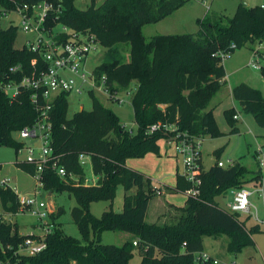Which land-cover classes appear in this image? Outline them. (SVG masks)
I'll return each instance as SVG.
<instances>
[{
  "label": "trees",
  "instance_id": "16d2710c",
  "mask_svg": "<svg viewBox=\"0 0 264 264\" xmlns=\"http://www.w3.org/2000/svg\"><path fill=\"white\" fill-rule=\"evenodd\" d=\"M43 1L0 0V5H35ZM188 1L104 0L96 6L95 0H91L86 9L80 10L74 5L75 0H51L55 8L60 6L57 23L94 37L109 57L94 72L97 82L105 76L104 90L110 100L135 84L130 106L136 130H126L93 92L88 94L91 110L78 111L71 118L67 117L69 95L57 97L50 109V145L66 171L67 181L46 167L43 190L50 194L67 193L74 198L76 206L70 215L81 239L67 236L61 225L54 222L63 213L59 208L51 215L54 229L45 239L46 249L34 257H16L7 246L15 247L23 238L18 236L16 224L1 221L0 217V260L9 264H130L137 249L140 264H213L196 257L203 252L205 237L226 236V251L233 255L246 247H255L253 236L261 233L260 228L246 227L247 220L222 209L216 198L249 182L260 183L262 171L257 163L254 171L240 163L230 168L214 164L203 170L199 196L186 197L182 207L170 206L176 214L162 224L145 221L148 205L157 197L158 190L144 174L126 166L129 159L159 156V142L175 135L164 129L150 133L153 125L173 126L176 133L191 138L221 137L212 110H208L211 100L226 83L223 60L216 54L229 56L242 48L261 54L258 46L264 45L262 7L239 5L230 18L206 15L197 20L196 34L144 37L146 25L159 23ZM16 38L15 27H0V84L9 80L19 82L30 75L31 60L38 58L26 48H15ZM120 45L128 47L127 61L119 52ZM14 66L19 70L8 73ZM261 72L264 74V70ZM31 95L32 91L21 89L10 98L0 89V147L12 148L15 154L22 144L14 139V133L36 120ZM231 96L240 110L264 129V98L260 91L239 84L232 88ZM224 115L230 122V134H236L233 117L237 112L232 108ZM82 155L90 158L92 173L97 178L94 186L83 185L85 172L79 164ZM15 166L28 175L34 173V167L23 162ZM70 175L76 176L79 183H72ZM118 188L124 191L121 212L109 209L100 217L93 216L91 203L109 202L111 206ZM188 188L189 183L177 175L175 186L168 190L184 194ZM133 189L135 193L129 195ZM0 207L5 214L17 212L16 195L9 189L0 187ZM104 232L123 233L130 239L121 246L105 245Z\"/></svg>",
  "mask_w": 264,
  "mask_h": 264
},
{
  "label": "built area",
  "instance_id": "2783aa9c",
  "mask_svg": "<svg viewBox=\"0 0 264 264\" xmlns=\"http://www.w3.org/2000/svg\"><path fill=\"white\" fill-rule=\"evenodd\" d=\"M57 13H60V6L55 8L51 0H44L35 5L13 4L12 7L0 5V24L6 22V26L2 28L15 27L17 34L20 31L28 36L21 48H26L38 56V58L31 60L33 72L30 75L24 76L19 82L9 80L0 84V89L10 98H14L21 89L32 91L30 100L36 111L35 122L31 126L14 133V139L22 144L16 153L24 156L20 162L34 167V173L30 175L35 182L33 190L28 195L20 196L16 188L11 186L10 179H0V187L12 191L18 202V209L15 214H5L1 209L0 217L8 221L13 219L7 223L16 224L18 227L19 224L14 219L20 214H26L35 219L29 233L17 232L18 236L23 238L22 241L15 247L7 246L9 250H13V255L16 257H34L43 252L46 249L45 239L54 229V223L51 220L53 213H50L47 203L39 199L44 186L45 168L49 167L60 179L67 181L66 171L63 166L59 165V158L53 155L50 145L52 132L50 109L54 100L62 94L70 96L86 93L88 95L89 92L96 89L102 90L107 99L110 100L108 92L104 90L105 76H102L97 82L95 68H87L88 59L98 43L92 36L83 35L57 23ZM50 22L54 23V26H49ZM258 50L260 51V49ZM216 55L223 62L230 56L224 53ZM253 56L249 63L250 67L263 71L264 54H253ZM18 70L19 67L14 66L9 69L8 73L14 74ZM115 96L113 102L121 105L123 100ZM233 119L239 120V116L236 115ZM160 129L175 132V135L165 139L164 142L165 146L172 149L176 158L179 159L182 168L179 176L189 183V188L184 195L186 197L199 196L200 176L203 172L200 151L202 139L176 133V128L173 126L160 124L151 126L149 132L152 133ZM254 160L262 171L260 183L249 182L240 188L229 190L227 193L231 195V200L226 205L225 210L230 214L238 215L242 221L249 219L260 226L264 225V218L259 217L258 208L255 206L253 198L261 203L264 211V144L258 146L254 151ZM79 164L83 168L89 164L91 169L88 156H80ZM216 165L219 168H230L233 167L234 162L218 160ZM68 178L74 184L79 183L76 176L70 175ZM96 181L97 178L91 170L90 177L85 176L83 185L94 186ZM155 189L158 190L157 194L159 195V189ZM133 244L136 245V243ZM197 259L201 261L211 260L213 264H217V261L207 255ZM0 264H9V261L0 260Z\"/></svg>",
  "mask_w": 264,
  "mask_h": 264
},
{
  "label": "rangeland",
  "instance_id": "374dc122",
  "mask_svg": "<svg viewBox=\"0 0 264 264\" xmlns=\"http://www.w3.org/2000/svg\"><path fill=\"white\" fill-rule=\"evenodd\" d=\"M90 2L91 0H75L74 5L78 9L84 10L90 5ZM103 2L104 0H95V5L99 6ZM243 3L246 4V7H260L261 4H264V0H189L183 7L166 19L156 24L146 25L143 28V35L145 38L149 39L155 35L196 34L199 30L197 20L202 19L206 15H224L228 18L233 17L239 5L242 6ZM0 26L5 27L6 22H1ZM26 39H28V36L19 31L14 47L20 49ZM118 49L123 61H127L128 47L120 45ZM258 49L264 54V45H259ZM253 57L252 52L248 48H242L241 50L235 51L223 62L228 80L211 100L208 108V110H212V118L222 136L219 138L205 136L202 139L200 151L204 170H208L216 164L218 160L222 162L231 160L234 163H240L250 171H254L257 168L253 159V154L258 146L264 144V129L258 127L251 115L244 114L231 96L232 88L239 84H245L260 91L264 98V74L250 67L249 63ZM107 61H109V57L105 54L104 49L97 45L88 59L87 68L94 69ZM134 87L135 84L133 83L129 91L124 90L116 94L119 99L123 100L121 105L115 103V101L113 102L114 98L111 100L107 99L102 90L96 89L93 91L97 101L104 108L111 110L118 117L120 124L124 126L126 130H131L133 132H135L136 127L133 122V114L129 102L130 94L134 91ZM233 105L236 107H233ZM91 106L92 100L86 93L80 95L72 94L68 97L67 117L71 118L74 113L81 110L90 111ZM232 108L237 112V115H240L239 121L234 123V127L238 130L236 134H230V122L224 115L226 110ZM159 146L160 152L164 154V140L159 142ZM215 152H219V154H215ZM169 155H171L170 152ZM23 157L22 154H15L12 148L0 147V165L2 166L0 179H10L11 186L16 188L20 196L30 194L29 192H31L35 186V182L31 176L20 171L15 166V163L22 161ZM158 158L160 157L152 155L149 162L145 164L140 162L139 167L144 169L146 173H150L152 179H162L161 182L172 186L173 177L171 175L175 171L176 161L178 162L179 170L181 171L182 169L179 159L175 156L176 159L170 158V161L164 163L162 161H157ZM84 172L85 176L90 177L91 169L89 164L84 167ZM153 184L157 183L154 182ZM159 191L163 193L169 192V194L166 193L165 197H158V199L154 198V200L151 201L145 217L147 223L162 224L168 222V220L176 214L169 206L175 205L177 207H182L184 204V195L177 193L170 194V190H167L166 187H161V185H159ZM123 195L124 191L122 188H118L111 206L109 202H94L90 205V213L95 217H100L104 211H108L109 209L115 213H120L122 210ZM39 199L51 205L53 214L61 208L63 213L60 217L56 218L54 222L61 225L63 232L67 236L78 240L81 239L70 215L71 209L76 206L73 197H70L67 193H54L49 196V192L41 190ZM157 200H162L164 204L169 206L157 209L154 207ZM230 200L231 195L228 193L217 198L219 206L224 210ZM253 201L255 206L259 208L260 217L264 218V211L261 208V203L256 198H253ZM156 211H158V213ZM9 220L13 221V219ZM1 221L10 222L5 218H1ZM14 221L19 224L18 231L22 234H27L32 230L31 225L35 222V219L26 214H20L15 217ZM251 224H253L252 221L248 223V225ZM260 228L261 233L253 236L255 247H246L236 255L229 254L226 251L227 237L222 235L216 238H203L204 251L202 253L217 261V264H263L264 225H260ZM123 235V233L104 232L102 234V243L105 245L121 246L123 243ZM130 264H140V256L137 249L133 252Z\"/></svg>",
  "mask_w": 264,
  "mask_h": 264
},
{
  "label": "crops",
  "instance_id": "0c3cea01",
  "mask_svg": "<svg viewBox=\"0 0 264 264\" xmlns=\"http://www.w3.org/2000/svg\"><path fill=\"white\" fill-rule=\"evenodd\" d=\"M260 7H262V8H264V4H261L260 5ZM156 36V35H155ZM225 70V69H224ZM225 74H226V72H225ZM228 80V78H227V75H226V81ZM132 86V85H131ZM127 91H129V90H127ZM131 95V94H130ZM235 101V100H234ZM130 103V102H129ZM235 103L238 105V103L235 101ZM239 106V105H238ZM233 107H236V106H234L233 105ZM239 108V107H238ZM239 116V119H240V115H238ZM236 122L237 121H239V120H235ZM134 122V121H133ZM135 125V124H134ZM159 148H160V146H159ZM169 152L171 153V155H169ZM173 152V150L172 149H170V148H168V147H166L165 146V151H164V154H162V152H160L159 153V156H157V157H160V158H158V160L157 161H162V162H164V163H166V162H168V161H170L169 159L171 158H175V156H174V153H172ZM151 154L150 155H146L144 158H141V159H129V160H127L126 161V166L128 167V168H130V169H132V170H135V171H139V172H141L142 174H144L148 179H150V181H151V186L153 187V188H158L159 189V185H161V187L163 186V187H166L167 188V190L168 189H171V188H173L174 186H175V182H176V176L177 175H179V173H180V170H179V165H178V162L176 161V168H175V171H174V173L171 175L172 177H173V185L171 186V185H169V184H166V183H163V182H161V180L160 179H158V178H156V179H152L151 178V175H150V173H146L145 171H144V169H141L140 167H139V165H140V162H143L144 164L146 163V162H149L150 161V159H151ZM167 157V158H166ZM176 159V158H175ZM253 159H254V154H253ZM255 161V160H254ZM256 163V162H255ZM144 164H143V166H144ZM201 165H202V168H203V170H204V167H203V164H202V158H201ZM142 166V167H143ZM204 171H206V170H204ZM164 176V175H163ZM166 176V175H165ZM158 180V181H157ZM157 183V184H153V183ZM135 193V189H133V190H131L128 194L129 195H132V194H134ZM166 193H168L169 194V192H160V194L159 195H157V199H158V197H160V198H163V197H165L166 196ZM170 194H172V192L170 191ZM178 194V193H177ZM49 195H51L50 193H49ZM181 195H184V194H181ZM185 196V195H184ZM154 200V199H153ZM185 201H186V196H185V198H184V203H185ZM216 202L219 204V202L217 201V198H216ZM151 203V202H150ZM150 203H149V205H150ZM156 204H154L155 206V208H163V207H166V206H169V205H167V204H164V202H162V200L161 201H156L155 202ZM255 204V203H254ZM149 205H148V208H149ZM184 205V204H183ZM171 206H174V207H177V206H175V205H171ZM170 207V206H169ZM148 208H147V210H148ZM261 208H262V206H261ZM171 209V208H170ZM262 210H263V208H262ZM157 213H158V211H156ZM258 213H259V208H258ZM146 215H147V212H146ZM259 217H260V215H259ZM260 218H263V217H260ZM249 222H251V220H249V219H247V221H246V227H250V226H258L259 228H260V226L259 225H257V224H255L253 221V224H251V225H248V223ZM260 230H261V228H260ZM130 239V236L129 235H126V234H124L123 236H122V242L124 243V242H126V241H128ZM122 243V244H123ZM203 251H204V246H203ZM203 255H205L204 253H201V254H199V255H196V257L198 258V257H200V256H203ZM208 256V255H207ZM211 258V257H210ZM214 260V259H213Z\"/></svg>",
  "mask_w": 264,
  "mask_h": 264
},
{
  "label": "water",
  "instance_id": "95a60500",
  "mask_svg": "<svg viewBox=\"0 0 264 264\" xmlns=\"http://www.w3.org/2000/svg\"><path fill=\"white\" fill-rule=\"evenodd\" d=\"M242 7H246V4L243 3ZM47 206H48V209H49L50 213L52 214L53 213V208L51 207V205L47 204Z\"/></svg>",
  "mask_w": 264,
  "mask_h": 264
}]
</instances>
